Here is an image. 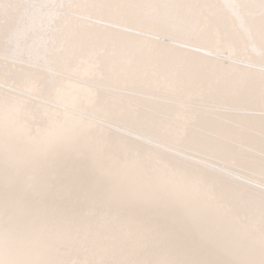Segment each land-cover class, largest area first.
Segmentation results:
<instances>
[{
  "label": "snow or ice",
  "instance_id": "1",
  "mask_svg": "<svg viewBox=\"0 0 264 264\" xmlns=\"http://www.w3.org/2000/svg\"><path fill=\"white\" fill-rule=\"evenodd\" d=\"M0 264H264V0H0Z\"/></svg>",
  "mask_w": 264,
  "mask_h": 264
}]
</instances>
